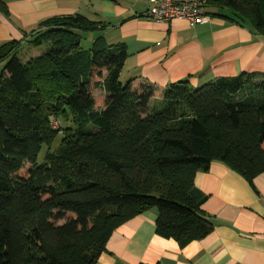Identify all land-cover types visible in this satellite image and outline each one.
Masks as SVG:
<instances>
[{
  "label": "trees",
  "instance_id": "trees-1",
  "mask_svg": "<svg viewBox=\"0 0 264 264\" xmlns=\"http://www.w3.org/2000/svg\"><path fill=\"white\" fill-rule=\"evenodd\" d=\"M198 1L264 39V0ZM37 29L0 47V264H95L111 234L150 209L157 234L184 246L213 229L197 173L213 162L247 180L264 173V75L132 87L120 80L124 45L83 48L96 31L85 17ZM24 42L40 55L23 61Z\"/></svg>",
  "mask_w": 264,
  "mask_h": 264
},
{
  "label": "crops",
  "instance_id": "crops-1",
  "mask_svg": "<svg viewBox=\"0 0 264 264\" xmlns=\"http://www.w3.org/2000/svg\"><path fill=\"white\" fill-rule=\"evenodd\" d=\"M0 1L6 8L0 11V47L28 38L42 21L78 14L96 24L82 36L85 50L94 43L124 45L128 58L120 80L132 87L148 83L161 92L180 81L197 88L241 73L264 75V39L247 23L230 20L227 9H205L210 21L189 27L148 18L151 0ZM22 48L23 61L41 53L26 42ZM194 185L206 196L200 209L213 225L207 236L180 246L157 234L158 213L150 209L119 226L95 264H264V173L247 180L213 162L195 175Z\"/></svg>",
  "mask_w": 264,
  "mask_h": 264
},
{
  "label": "built area",
  "instance_id": "built-area-1",
  "mask_svg": "<svg viewBox=\"0 0 264 264\" xmlns=\"http://www.w3.org/2000/svg\"><path fill=\"white\" fill-rule=\"evenodd\" d=\"M151 8L146 16L157 22L170 23L174 20H182L189 27L208 23L211 19L204 12L202 4L198 0L176 3L173 0H151Z\"/></svg>",
  "mask_w": 264,
  "mask_h": 264
},
{
  "label": "rangeland",
  "instance_id": "rangeland-1",
  "mask_svg": "<svg viewBox=\"0 0 264 264\" xmlns=\"http://www.w3.org/2000/svg\"><path fill=\"white\" fill-rule=\"evenodd\" d=\"M82 44H83V47H85L87 45V41L86 42L83 41ZM20 54H22V53H20ZM2 66L3 65H0V70H1ZM95 95H96L97 101H101L104 97V93L100 90H97L95 92ZM50 125L52 126L53 129H60L61 127L62 128H68L69 127V123H63V122H59V121L57 122V121L53 120L52 118H51V124ZM61 140H62V136L56 135V137L54 138V140L52 141V143L50 145V151L52 153H55L58 150V148L61 145ZM46 151H47V148H46V146L43 145V147L41 148V150L38 154V157H37L38 163L43 162ZM25 167L28 168L29 165L26 164Z\"/></svg>",
  "mask_w": 264,
  "mask_h": 264
}]
</instances>
